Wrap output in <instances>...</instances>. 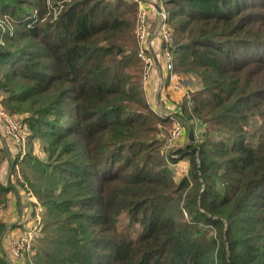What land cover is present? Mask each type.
<instances>
[{
  "label": "trees",
  "instance_id": "trees-1",
  "mask_svg": "<svg viewBox=\"0 0 264 264\" xmlns=\"http://www.w3.org/2000/svg\"><path fill=\"white\" fill-rule=\"evenodd\" d=\"M162 3L174 67L199 78L180 113L204 126L176 149L179 179L158 137L170 119L142 89L135 2L0 0V105L31 129L20 167L43 206L25 264H264V0Z\"/></svg>",
  "mask_w": 264,
  "mask_h": 264
},
{
  "label": "built area",
  "instance_id": "built-area-1",
  "mask_svg": "<svg viewBox=\"0 0 264 264\" xmlns=\"http://www.w3.org/2000/svg\"><path fill=\"white\" fill-rule=\"evenodd\" d=\"M133 1L136 5V18L133 32L137 43V57H139L143 63L142 89L145 92L149 91V81L152 79L153 75H157V69H159L160 76L158 82H160V84L155 88L156 98L151 103L147 100V103L157 114L167 117L173 121L171 130L164 138L162 151L164 150L165 152H168V150H172L169 151V156L174 157L177 155L176 150L174 149H177L178 147L176 146L180 145V140L185 128V122H182L183 116L181 113L177 112V109L172 107L170 110H163L161 108L162 106L160 100L162 87L166 85L165 80H167L168 83L175 88H183L178 82V75L173 63V31L169 28L167 23L168 13L160 8L155 0ZM158 1L161 5L162 0ZM150 8L157 10L155 25L152 30L149 28ZM158 46H160V52L155 51ZM158 57L161 59L156 62ZM185 96L189 100V91H185ZM189 121L193 125L194 132L197 133L194 135V140L202 137L204 126L196 118H191ZM0 129L2 134L11 139L16 145V154H18V158H21L25 153L28 140L32 133L27 122L23 120V116L10 113L6 111L2 105H0ZM166 160L168 165H170L173 169L181 167V174L187 176L188 167L182 164L180 160L178 162L176 160H172V158L169 159L167 158V155ZM22 184L25 188H28L26 182H23ZM32 193H29L32 205L26 208L25 216L20 217V227L18 232L9 238L8 251L10 256L22 261H26V259H29L33 255V241L39 237L42 232L43 206L38 201L34 193ZM6 204L7 203L5 202L3 206Z\"/></svg>",
  "mask_w": 264,
  "mask_h": 264
},
{
  "label": "crops",
  "instance_id": "crops-1",
  "mask_svg": "<svg viewBox=\"0 0 264 264\" xmlns=\"http://www.w3.org/2000/svg\"><path fill=\"white\" fill-rule=\"evenodd\" d=\"M149 19H152L151 15H149ZM159 76H160V70L157 69V75L154 76L155 78H152L149 81L148 85L150 91H147L146 95L148 98L147 100L150 103L154 101L156 98V95H154L151 91L157 87L154 86L155 79H158L159 81ZM165 84L166 85H164L161 90L162 94L160 93L161 106L164 105L167 107V105L171 103V106L173 104V108L177 109V112L180 113L179 105L181 104V101L184 99L186 89L181 87L175 88L170 83H168L167 80H165ZM189 91H192V89L190 88ZM187 140L188 138L185 137V135L183 134L180 140V145L181 144L184 145L185 143H187L188 142ZM0 147L5 152L4 159L0 163V181L5 185H9L10 188L7 193V200H6L7 206L0 208L1 211L3 212L6 211V213H8V215L10 216L9 221H7V219L4 218L3 216H0L4 221L7 222V226L5 228L1 241V247L5 251H8L7 244L9 242V238L18 232V229L20 227V217H24L26 214L25 210L28 206L25 205L26 204L32 205V202L30 201L29 194L26 193L23 186H21L23 182H26V180L22 176L20 159H16L18 155L16 154L17 151L16 145L13 143L11 139H9L8 137L2 134L1 129H0ZM33 147H34V143H33ZM4 255L6 257V252L4 253ZM6 258L7 260H9L8 257ZM9 262L11 264H25V261L17 260L14 258L11 259V261Z\"/></svg>",
  "mask_w": 264,
  "mask_h": 264
},
{
  "label": "rangeland",
  "instance_id": "rangeland-1",
  "mask_svg": "<svg viewBox=\"0 0 264 264\" xmlns=\"http://www.w3.org/2000/svg\"><path fill=\"white\" fill-rule=\"evenodd\" d=\"M156 1V3L158 4V6L160 7V8H162L163 10H165L167 13H168V7L164 4V3H162V1H161V5L159 4V1L158 0H155ZM59 3H60V1H59ZM156 12H157V10L156 9H152V8H150V12H149V15H151L152 16V19H149V28L152 30V28L154 27V25H155V17H156ZM135 18H136V13H135ZM7 19H5V17H3V18H0V27H2V28H5V22H7L6 21ZM135 22V21H134ZM169 26V25H168ZM10 28H12V27H10ZM170 28V27H169ZM174 35V34H173ZM173 42H174V40H173ZM173 42H172V46H173ZM155 51H159L160 52V46H158V47H156V49H155ZM173 53V52H172ZM159 59H161L160 57H158L157 59H156V62H157V60H159ZM156 67V66H155ZM176 70V69H175ZM142 73H143V63H142ZM176 73H177V75H178V82L181 84V86L184 88V89H186V91H189L190 90V88L193 90V89H195V87L197 88L198 86H199V78H198V76L197 75H193V74H182V73H180V72H178L177 70H176ZM152 78H155L154 77V75H153V77ZM160 84V82H158V80L157 79H155V87L157 86V85H159ZM149 91H150V89H149ZM143 92H144V97H145V99H146V101H147V95H146V92L143 90ZM154 95H155V89L154 90H152L151 91ZM162 94V93H161ZM171 106V103L170 104H168L167 105V107L169 108ZM166 106H162L161 108L163 109V110H167L168 108H167ZM173 107V104H172V106L168 109V110H170L171 108ZM150 108L153 110V108L150 106ZM154 111V110H153ZM155 112V111H154ZM169 119V118H168ZM190 120V119H189ZM189 120H185L184 118H183V123L185 122V124H184V126H185V128H184V131H183V134L185 135V137H187L188 138V136H189V131L192 129V134H193V136L195 135V134H197L196 132H194V128H193V125L191 124V122L189 121ZM172 126H173V121L170 119L169 121H168V123L167 124H158V128H159V130H160V133L158 134V137H160V138H165V136L168 134V132L171 130V128H172ZM163 141H164V139H163ZM188 142H189V140H187ZM182 145V144H181ZM181 145H179V146H176V147H181ZM185 145V144H184ZM163 148V142H162V145H161V149ZM192 148H196L197 149V147H192ZM191 148V149H192ZM34 149V151H33V153H34V155H36L39 159H45L46 157V154L44 153V151H43V149H42V145H41V141L40 140H36V142H34V147L32 148V150ZM174 150H176V149H174ZM173 150V151H174ZM169 151H172V150H168V152H165L164 150H163V153L165 154V155H167V158H172V160H176V161H178L179 162V160H180V162L182 163V164H184L186 167H188V170H189V159L187 158V157H181L180 159L178 158L179 157V155L177 154L176 156H174V157H171V156H169ZM27 152V146H26V150H25V153ZM25 153L23 154V157H24V155H25ZM17 157H18V155H17ZM16 157V159H20V161H21V159L22 158H17ZM179 159V160H178ZM170 162H172L171 160H169ZM34 165V164H33ZM36 168H37V170L40 172V175H41V178L38 180V184H40L41 186H44V187H55V186H57V179H56V176H55V174L54 173H52L51 171L49 172L48 171V168H40V167H38L37 165H34ZM170 166V165H169ZM171 168V167H170ZM177 168V169H176ZM176 168H171L172 169V172H173V176H174V178L175 179H179V178H181L183 175L181 174V167H176ZM187 176H188V173H187ZM26 184H27V182H26ZM28 185V188H25V186L22 184L21 186H23V188L25 189V191H26V193H32L33 192V188L31 187V185H29V184H27ZM33 194V193H32ZM39 201V200H38ZM40 202V201H39ZM41 203V202H40ZM42 204V203H41ZM7 206V204L5 205V206H1V207H6ZM25 206H30L29 204H26ZM24 206V207H25ZM23 207V208H24ZM4 209V208H3ZM22 211H23V209H22ZM0 216H3L4 218H6L7 219V221H9L10 220V216L8 215V213H6V211H1L0 210ZM126 221H127V219H126V217L125 216H121V217H119V221H118V226L119 227H122L125 223H126ZM9 245V242H8V244H7V248L9 247L8 246ZM2 251L5 253L6 252V257H8V259H9V261H11V259H13L11 256H10V254H9V252L8 251H5L3 248H2ZM15 259V258H14Z\"/></svg>",
  "mask_w": 264,
  "mask_h": 264
},
{
  "label": "water",
  "instance_id": "water-1",
  "mask_svg": "<svg viewBox=\"0 0 264 264\" xmlns=\"http://www.w3.org/2000/svg\"><path fill=\"white\" fill-rule=\"evenodd\" d=\"M188 140L191 141V142L194 141V136L192 134V129L189 131ZM191 151L192 152H195L196 151V148H192Z\"/></svg>",
  "mask_w": 264,
  "mask_h": 264
}]
</instances>
